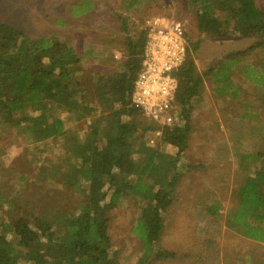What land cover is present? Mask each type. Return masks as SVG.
Here are the masks:
<instances>
[{
	"label": "rangeland",
	"instance_id": "obj_1",
	"mask_svg": "<svg viewBox=\"0 0 264 264\" xmlns=\"http://www.w3.org/2000/svg\"><path fill=\"white\" fill-rule=\"evenodd\" d=\"M256 5L264 7V0H256ZM196 10L194 0H0V21L27 37L55 36L71 46L80 57L75 72L78 94L90 100L97 76L123 69L127 49L122 21L134 40L154 17L182 21L204 87L190 117L184 153V163L190 166L175 187L159 241L176 256L152 264H264V241L246 237L228 221L243 180L264 169V45L249 48L264 38L200 34ZM215 14L228 20L226 13ZM46 106L63 119L65 136L36 140L23 124L0 126V223L10 221L11 212L26 209L47 219L61 235L63 229L54 218L71 217L82 200L73 189L79 160L71 147L88 138L101 108L90 103L94 110L77 119L57 106ZM137 119L142 125L152 123L143 115ZM144 139L160 152L173 153L174 147L161 142L156 131H147ZM144 204L129 191L107 212L111 250L120 264H134L142 254L133 228Z\"/></svg>",
	"mask_w": 264,
	"mask_h": 264
},
{
	"label": "trees",
	"instance_id": "obj_2",
	"mask_svg": "<svg viewBox=\"0 0 264 264\" xmlns=\"http://www.w3.org/2000/svg\"><path fill=\"white\" fill-rule=\"evenodd\" d=\"M194 1L200 34L216 39L234 33L264 38V7H258L256 0ZM216 12L226 13L228 20L219 19ZM122 31L126 33L127 49L123 69L97 76L90 100L78 94L75 72L80 57L71 46L55 36L27 37L15 26L0 21V126L23 124L36 140H46L66 134L63 119L46 105L57 106L77 119L94 110L90 103H99L101 108L88 138L80 144L75 141L71 147L79 160L73 189L82 200L71 217L54 218L62 234L57 235L47 219L36 217L30 210L11 212L10 221L0 223V264H120L111 250L107 212L129 191L145 203L133 228L143 250L134 264H152L176 256L159 246V241L175 187L183 169L190 166L184 163V153L193 102L203 91L204 78L187 48L186 59L174 74L177 120L163 127L154 122L140 124L137 118L142 110L132 103L131 95L141 68L145 31L134 40L127 34L124 21ZM261 45L264 39L249 48ZM196 46L193 43L192 49ZM37 108L41 109L38 114L22 116ZM147 131H159L161 142L172 145L173 153L149 145L144 139ZM208 211L217 213L213 207ZM228 221L246 237L264 241V169L243 180L237 207Z\"/></svg>",
	"mask_w": 264,
	"mask_h": 264
},
{
	"label": "built area",
	"instance_id": "obj_3",
	"mask_svg": "<svg viewBox=\"0 0 264 264\" xmlns=\"http://www.w3.org/2000/svg\"><path fill=\"white\" fill-rule=\"evenodd\" d=\"M187 48L182 21L164 17L147 21L141 68L133 82L131 101L145 118L160 127L170 126L178 118L174 74L185 61Z\"/></svg>",
	"mask_w": 264,
	"mask_h": 264
},
{
	"label": "crops",
	"instance_id": "obj_4",
	"mask_svg": "<svg viewBox=\"0 0 264 264\" xmlns=\"http://www.w3.org/2000/svg\"><path fill=\"white\" fill-rule=\"evenodd\" d=\"M90 32H92V31H90ZM93 45H94V43H93ZM101 45V44H100Z\"/></svg>",
	"mask_w": 264,
	"mask_h": 264
}]
</instances>
